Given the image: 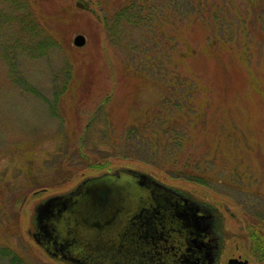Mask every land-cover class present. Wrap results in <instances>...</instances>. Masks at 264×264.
<instances>
[{
    "label": "rangeland",
    "instance_id": "rangeland-1",
    "mask_svg": "<svg viewBox=\"0 0 264 264\" xmlns=\"http://www.w3.org/2000/svg\"><path fill=\"white\" fill-rule=\"evenodd\" d=\"M21 1L24 10L46 14L55 35L42 52L34 41L15 38L8 49L0 44V264H69L32 239L36 203L87 176L121 167L145 172L215 208L221 232L215 264H226L229 256L264 264V32H258L264 1L219 0L221 9L213 16L197 17L191 29L178 28L179 50L165 48L176 71L187 78L196 74L200 92L191 101L205 113L187 124L181 149L176 143L170 153L159 152L162 158L176 155L167 166L122 148L119 135L121 124L153 106L160 93L157 67L143 63L144 54L156 57L160 49L159 29H150L148 19H142L148 28L105 21L102 0H87V9L74 0ZM6 3L20 12V0ZM194 9L191 3V19ZM166 23L160 26L170 34ZM212 28L230 42L214 37ZM76 33L83 34V44L72 43ZM213 132L228 139L207 147ZM199 168L202 177L191 175Z\"/></svg>",
    "mask_w": 264,
    "mask_h": 264
},
{
    "label": "water",
    "instance_id": "water-1",
    "mask_svg": "<svg viewBox=\"0 0 264 264\" xmlns=\"http://www.w3.org/2000/svg\"><path fill=\"white\" fill-rule=\"evenodd\" d=\"M74 4L88 8L87 0ZM84 40L72 37L74 45ZM181 192L128 167L87 176L36 203L31 236L46 254L72 264H215L212 216Z\"/></svg>",
    "mask_w": 264,
    "mask_h": 264
},
{
    "label": "trees",
    "instance_id": "trees-1",
    "mask_svg": "<svg viewBox=\"0 0 264 264\" xmlns=\"http://www.w3.org/2000/svg\"><path fill=\"white\" fill-rule=\"evenodd\" d=\"M104 2L103 7L100 6V9L105 7L104 14L102 15L105 18H112L114 23H123L125 26L128 22L132 25L140 28H148L144 27V21L142 19L151 20L150 29H159L157 31L158 42L160 43V49L156 53V57L152 54H144L147 58L144 59L143 63L145 66H156L157 72L156 77L159 79V88L160 93L158 98L156 99V104L153 106L145 107L143 113L135 118L130 119V121L122 123V130L119 132L121 135V142L123 143L122 148H128L131 150L139 151L146 158H150L152 160H156L160 162V164L167 166L168 160H176V155L170 154L167 158H162L163 155L162 150L165 152L169 150L170 146H173L177 143L180 146H184V143L188 136L187 132V124L190 122L191 124H195L200 119V113L203 116L205 113L201 111V108L198 106H194L191 101V96L193 93H199L200 88L197 86L195 80L197 77L195 75H191V78H187L182 75L183 73H179L175 70L176 67L175 62H171L168 58L170 54L168 51H164L167 47H174L178 49L181 46H178V42L180 41L181 35L179 33L178 28H182L183 26L187 27V29H191V23H197L194 20L199 17L202 18L205 14L214 15L213 10L221 9L219 0H102ZM252 0H250L249 4ZM257 2H263L264 0H255ZM21 8L18 14H14L13 8H10V5L6 3L4 0L0 4V44L4 45L7 49L13 46L16 42L15 38L18 40L21 39V42L25 44H30L33 42L34 48L37 51H43L50 41L54 38V33L52 32V25L45 18L46 14L41 11L33 13L32 10L27 11L22 7L24 6V2L21 1ZM100 2V1H99ZM191 3L192 7L195 8V14L191 19ZM163 4V6H159ZM261 5V3H259ZM110 5V6H109ZM264 5V2H263ZM19 6V5H18ZM17 6V8H18ZM19 6V7H20ZM63 9V8H62ZM177 9L178 13L175 12ZM210 10V11H209ZM38 13V15H37ZM16 16L15 18V27L10 23L11 17ZM28 15V16H27ZM30 16H34V18H30ZM223 15V14H221ZM144 17V18H143ZM133 18H137V20L131 21ZM172 29L171 34L164 33L161 28V24H167ZM177 22V23H176ZM200 22V21H199ZM180 24L181 27L177 26ZM120 25V24H119ZM122 25V24H121ZM105 27V25H104ZM123 27L118 28V31H123ZM213 36L224 41L223 33L221 34L218 29H214ZM54 30V29H53ZM243 30V29H242ZM181 31V30H180ZM259 33L264 32V25H260L258 28ZM161 35V36H160ZM56 38V37H55ZM204 38L207 39L208 43H213L211 41L210 32L205 34ZM261 45L264 47V38L260 37ZM152 42L155 41L154 37L151 36L150 39ZM157 42V39H156ZM225 42H230V40H225ZM169 45V46H167ZM260 45V46H261ZM243 48V46H242ZM264 50V48H263ZM220 52V51H216ZM233 54L239 51H232ZM225 53V52H223ZM237 54V53H235ZM247 56V53L245 54ZM262 56L264 57V51H262ZM157 58L158 61H155ZM247 59V57H245ZM172 59V58H171ZM173 63V64H172ZM178 69V68H177ZM146 72L147 69H144ZM181 71V69L179 70ZM149 72V71H148ZM182 72V71H181ZM152 74V73H151ZM155 74V73H154ZM193 74V73H192ZM149 76V75H148ZM195 82V85H192V82ZM201 96V95H200ZM206 96V94H205ZM191 104V106H190ZM230 112V111H229ZM157 121V123H154ZM200 124V123H199ZM203 129L206 126L202 123L200 124ZM110 126L107 127V130L111 132ZM208 130V127H207ZM162 132V133H161ZM216 136V132L209 133V140L205 143L207 147L213 144V142H225V139H228L225 134L221 135V138ZM171 150V149H170ZM169 150V153H170ZM179 150V149H178ZM159 152L162 155H159ZM179 152V151H178ZM167 154V153H166ZM143 156V157H144ZM160 156L157 160L154 157ZM198 162V161H197ZM197 162H195L197 164ZM181 165L179 169L181 171H185L182 169ZM168 168H171L168 165ZM194 169V168H193ZM188 170V169H186ZM190 174V173H189ZM205 172L200 168L198 170H193L191 175L200 176L204 175ZM34 226V221H33ZM33 239V238H32ZM52 257V256H51ZM61 260V259H60ZM65 261V260H63ZM67 262V261H65ZM69 263V262H67ZM72 264V263H69Z\"/></svg>",
    "mask_w": 264,
    "mask_h": 264
},
{
    "label": "flooded vegetation",
    "instance_id": "flooded-vegetation-1",
    "mask_svg": "<svg viewBox=\"0 0 264 264\" xmlns=\"http://www.w3.org/2000/svg\"><path fill=\"white\" fill-rule=\"evenodd\" d=\"M181 195L182 196H187L189 198H191L190 195L184 193V192H181ZM201 202V201H199ZM206 212H208L211 216H212V224H213V228H214V231L219 235L217 241H218V249H217V255L215 257V261H216V258L218 259V255H219V248L221 247V232L219 231V227H218V220H219V215L218 213L216 212L215 208L211 205H207L205 204V209H204ZM238 257V256H237Z\"/></svg>",
    "mask_w": 264,
    "mask_h": 264
}]
</instances>
